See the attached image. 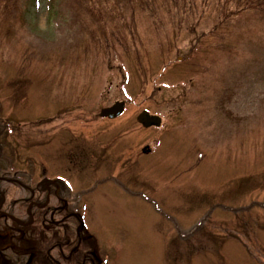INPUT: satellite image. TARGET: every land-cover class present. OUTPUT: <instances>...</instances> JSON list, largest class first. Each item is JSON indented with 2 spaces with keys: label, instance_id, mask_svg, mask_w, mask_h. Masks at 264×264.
Returning <instances> with one entry per match:
<instances>
[{
  "label": "rangeland",
  "instance_id": "obj_1",
  "mask_svg": "<svg viewBox=\"0 0 264 264\" xmlns=\"http://www.w3.org/2000/svg\"><path fill=\"white\" fill-rule=\"evenodd\" d=\"M145 1L88 31L63 0L0 13L8 151L73 182L109 264H264V0Z\"/></svg>",
  "mask_w": 264,
  "mask_h": 264
},
{
  "label": "flooded vegetation",
  "instance_id": "obj_2",
  "mask_svg": "<svg viewBox=\"0 0 264 264\" xmlns=\"http://www.w3.org/2000/svg\"><path fill=\"white\" fill-rule=\"evenodd\" d=\"M12 161L0 170V264H105L85 222L89 204L78 208L63 181L27 175Z\"/></svg>",
  "mask_w": 264,
  "mask_h": 264
},
{
  "label": "trees",
  "instance_id": "obj_3",
  "mask_svg": "<svg viewBox=\"0 0 264 264\" xmlns=\"http://www.w3.org/2000/svg\"><path fill=\"white\" fill-rule=\"evenodd\" d=\"M25 0H0V13L4 17H11L14 20H18L17 15L21 10V4ZM52 0L53 6L50 7V11L54 10L55 2ZM64 3L72 10L73 16L71 26H78L84 31H88L89 27L96 26L103 28L108 26V20L112 18L114 21L123 19L124 15H117V11L129 12L140 9L137 0H63ZM156 0L145 1L146 4L155 5ZM163 1V0H161ZM259 0H236L238 8L241 10L248 9L249 5L257 7L262 3H258ZM218 4L222 5V0H218ZM218 6V5H217ZM219 7V6H218ZM220 8V7H219ZM220 13L228 16L222 8ZM129 25H133V19L129 22ZM119 29V28H117ZM74 43V41H73ZM71 43V45L73 44ZM230 90L225 91V97H228ZM3 122V121H2ZM0 121V130H2ZM0 142V147H1Z\"/></svg>",
  "mask_w": 264,
  "mask_h": 264
},
{
  "label": "water",
  "instance_id": "obj_4",
  "mask_svg": "<svg viewBox=\"0 0 264 264\" xmlns=\"http://www.w3.org/2000/svg\"><path fill=\"white\" fill-rule=\"evenodd\" d=\"M125 108V104L124 103H117L116 105H114L112 108L109 109H105L102 112V116L103 117H108V118H117L119 117ZM138 120L143 123L146 127H151L153 125L156 126H160L162 121L159 117H155V116H150L147 112L142 113Z\"/></svg>",
  "mask_w": 264,
  "mask_h": 264
}]
</instances>
